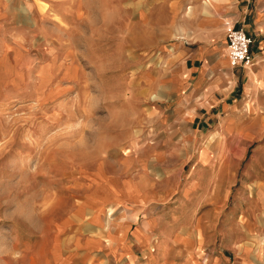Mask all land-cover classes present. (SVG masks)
I'll return each mask as SVG.
<instances>
[{
	"label": "rangeland",
	"instance_id": "1",
	"mask_svg": "<svg viewBox=\"0 0 264 264\" xmlns=\"http://www.w3.org/2000/svg\"><path fill=\"white\" fill-rule=\"evenodd\" d=\"M173 1L0 0V264H264V213L242 211L264 182L251 151L221 205L190 214L177 208L178 192L131 217L135 182L162 188L153 180L174 169L131 147L161 140L151 131L157 101L141 80L158 69L150 50L205 14L202 0H179L176 15ZM232 27L227 20L224 38ZM149 216L193 237L203 219L199 244L183 254L167 246L160 261L141 250L135 262L117 260L131 259L128 240Z\"/></svg>",
	"mask_w": 264,
	"mask_h": 264
},
{
	"label": "crops",
	"instance_id": "2",
	"mask_svg": "<svg viewBox=\"0 0 264 264\" xmlns=\"http://www.w3.org/2000/svg\"><path fill=\"white\" fill-rule=\"evenodd\" d=\"M178 1L171 4L176 15L178 11L182 14L176 8L180 5ZM202 2L205 14L196 27L190 31L181 26L172 32L164 31L157 48L150 50L157 51L156 56L150 57V63L158 62V69L141 79L148 96L157 101V108L150 114L159 121L151 131L161 135V140L140 141V147L132 145L133 155L146 150L150 163L160 161L165 166L168 162L174 169L165 170L161 178L153 180L168 182L162 188L153 184L144 189L139 182L127 180L137 183L140 191L129 196L135 222L151 201L175 197L178 192L177 208L187 209L185 212L190 214L199 213L200 208L209 204L221 205L219 197L228 199L235 167L246 160L249 151L250 165L256 173L264 175V0ZM185 11L184 15L188 14ZM227 20H232L236 28L243 29L253 39V62L247 69L229 65L224 38ZM132 159H126L129 168L137 164L141 172L147 171L143 160L134 163ZM250 165L249 173L253 170ZM258 181L259 197L263 200L249 199L243 214L248 204H255L259 215L264 213V182ZM162 220L154 216L144 218L129 240L123 234L127 229L118 224L117 229L121 228L116 232L117 237L130 242L131 259L126 256L117 259L111 252L112 256L132 263L137 260V250H141L148 254L150 262L151 256L159 260L167 246L173 251L179 249L182 254L184 249L197 247L196 238L204 229L203 219L193 229L194 233L199 230L198 235L194 234L196 238Z\"/></svg>",
	"mask_w": 264,
	"mask_h": 264
},
{
	"label": "built area",
	"instance_id": "3",
	"mask_svg": "<svg viewBox=\"0 0 264 264\" xmlns=\"http://www.w3.org/2000/svg\"><path fill=\"white\" fill-rule=\"evenodd\" d=\"M225 40L229 65L232 68L242 67L247 69L251 67L253 62L251 54L253 40L251 37L243 29L232 27L228 30Z\"/></svg>",
	"mask_w": 264,
	"mask_h": 264
},
{
	"label": "bare ground",
	"instance_id": "4",
	"mask_svg": "<svg viewBox=\"0 0 264 264\" xmlns=\"http://www.w3.org/2000/svg\"><path fill=\"white\" fill-rule=\"evenodd\" d=\"M191 10V9H190Z\"/></svg>",
	"mask_w": 264,
	"mask_h": 264
}]
</instances>
